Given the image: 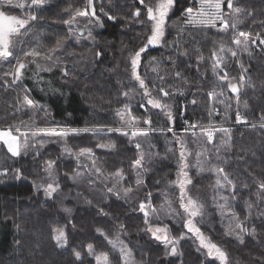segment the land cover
<instances>
[{
    "label": "trees",
    "instance_id": "16d2710c",
    "mask_svg": "<svg viewBox=\"0 0 264 264\" xmlns=\"http://www.w3.org/2000/svg\"><path fill=\"white\" fill-rule=\"evenodd\" d=\"M238 6L252 12V17L244 19L239 28L244 31L264 33V26L259 21L264 20V0H236ZM104 6L111 8L118 14V19L108 21L104 18V28L94 29L96 41L99 49L103 52L100 59L94 60V51L96 50L88 39H82L79 44L72 38L63 39L68 34V26L63 23L64 19L74 14L77 8L84 7V0H52L47 3L44 11L39 10L43 19L33 25V31L37 34L32 38L31 46L35 47L36 42L52 46L57 39H61L65 45L63 51L58 52L62 63H66L69 75L63 76L59 69L51 73H40L39 76L45 79H51L59 84V89L63 90V95L70 98L72 108L66 106L65 101L38 97V91L31 87L30 82H19V86L4 88L0 81V127H7L9 124L19 120L27 121L31 111L27 106H20L17 100H22L24 89L29 90L31 98L45 105L48 109L45 113L42 109L38 110V116L35 125L38 127H48L55 124L66 125L72 128H83L95 124H113L117 121L115 110L124 102L123 97L118 96L119 91L127 90L129 84L128 72L130 68L127 62V53L138 49L141 46V39L144 35V27L133 22L131 15L135 7H139L138 0H103ZM190 0H176L168 21L169 27L166 32L165 41L173 42L177 40L180 24L179 18L184 8L189 6ZM97 0L96 7L99 9ZM126 17L120 18V17ZM78 36L87 37V30L77 33ZM215 30H209V34L197 32L189 35L183 33V38L179 41V49L161 46L150 48L144 54L143 64L139 69L140 73L147 78L146 82L151 85L156 79V73H153L147 67L148 58L156 56L162 61L160 74L171 72L172 64L168 56L178 57L176 67L187 78V83L181 87L180 81H174V78L167 77L165 85L170 90L179 88L185 92L184 96L177 98V104L174 106L173 127L177 135L182 130L180 125L183 121L199 122L207 125L211 119L215 124H220L225 120L223 108L220 105L221 112L218 117L209 116L207 111V91L211 90L214 77L209 63L200 65L197 71V49H200L207 60L210 57V51L215 45L220 43L219 36ZM228 43H231L229 34ZM28 44L17 45V50H27ZM234 47V46H233ZM264 46L250 48L251 55L245 53L239 57L240 63L248 70L247 75L256 84L257 90L251 89L242 91L240 94L241 103L247 101L249 108L241 107L240 111L247 117L248 124L235 125V104L230 113L225 127L231 129L232 150L224 153L226 161H215L221 164L230 178L237 185L235 210L240 213L241 218L246 214V201L255 202V187L259 180L264 179V129L259 127V117L261 111H264ZM123 50V52H122ZM186 51V55H185ZM22 55V52L20 53ZM11 59V58H10ZM43 62V61H41ZM229 74L232 77H238L241 73V67L230 59ZM15 63V59H11ZM35 68V65H31ZM128 69V72L125 69ZM9 64L0 61V72L7 71ZM67 81V83L65 82ZM159 83V81H156ZM30 84V85H29ZM123 86V87H122ZM136 99L131 103L135 108L137 116L148 115L142 109L136 106L140 99L136 93H131ZM231 96V93H228ZM196 104H192V100ZM13 106V107H10ZM19 108V111L16 109ZM157 113L158 110H152ZM152 118L156 121V126H167V119L162 114H153ZM252 123H257L253 129ZM199 134V132H198ZM221 133H216L214 144L220 143ZM47 139V137H44ZM60 139V138H55ZM100 139L112 142L116 148L112 152H106L96 148L97 138L88 134L80 136H69L67 145L73 153H79L81 149H91L97 157L98 164L107 172H114L123 168L128 179L126 186L133 188L132 196H139L140 199H146V194L151 193L155 206L159 210L161 217H165L168 205L165 204L164 192H169V197L173 199L172 208L180 214L176 216L175 222L164 219L171 228V233L177 239L181 234H185V239L180 241L179 253L175 257H165L162 245L155 242L149 233L144 231L145 224L143 214L139 211H133L138 208V202L130 204L125 200H117L115 196H110L108 204L101 203V196L105 194L103 185L99 182L89 186L87 183H81L79 186L73 184L72 177L75 175L74 169L77 168L76 161L68 154L62 151L63 142L48 144L40 150V156L36 159L30 154L27 157L18 159L10 158L6 149L0 147V171L5 167L20 168L24 174L23 179L16 180L14 175L0 177V229L3 232V240L0 244V264H80L75 260L74 250L81 251L84 256V264H95L94 258L87 256V246L92 244L97 254L108 253L111 264H118L119 254L113 252L111 246L103 237L97 234V228H103L110 237L119 231V224L125 226V233L121 235L127 248L135 258L136 264H213L206 257L203 250L197 251L198 242L191 233L183 229V212L179 209V202L176 199L178 190L169 187V181L176 179V162L169 149H176V144L172 138V133H154L151 136L154 147L153 153H158L159 158L149 167L145 176L146 187L139 193L136 192L135 176L131 173L130 162L135 158V149L128 145L125 137L118 136L115 133L111 136H103ZM189 142V148L193 152L197 151V145L191 143L190 134L186 136ZM212 146H209L211 148ZM167 157V158H165ZM56 162L55 171L61 184V191L56 194L54 200H45L44 194L33 195V182L39 184L44 173L41 167L46 161ZM194 163V156L190 157ZM80 171H85L80 167ZM190 176L193 184L189 186L191 195L199 197L205 204L204 215L201 219L197 218L198 226L210 237L211 240L219 244L228 254L229 264H264V223L256 207L252 210V219L247 222L248 228H255L254 235H245L243 244L236 239L224 235V223L218 214L213 200V185L215 178L208 174L198 175L195 167L190 168ZM245 185L248 187L246 188ZM77 192L81 195L77 196ZM228 194V193H226ZM91 200L93 203H87ZM222 203V202H221ZM97 204H100L109 214L107 216L98 215ZM163 205V208L161 207ZM63 207L71 208V217L63 211ZM9 217H15V222ZM71 218L75 224H68ZM20 224L17 230L15 224ZM152 223H159L155 216L152 217ZM67 225L68 246L65 249H58L51 240V231L54 227H63ZM19 239L21 243L16 245L15 240ZM218 264V262H215Z\"/></svg>",
    "mask_w": 264,
    "mask_h": 264
},
{
    "label": "snow or ice",
    "instance_id": "6c2138e0",
    "mask_svg": "<svg viewBox=\"0 0 264 264\" xmlns=\"http://www.w3.org/2000/svg\"><path fill=\"white\" fill-rule=\"evenodd\" d=\"M97 0H84V7L77 8L74 14H70L69 18L64 19L63 23L68 26V34L63 39L75 38V42L79 44L82 39H88L93 47L94 60L102 57L103 52L99 49L98 42L93 34L94 29H103L104 18L108 21L115 22L118 19V14L114 13L111 8L104 6L103 0H98L99 9L96 7ZM139 7L132 10L131 15L133 22L144 27V35L140 37L141 46L138 49L127 53V62L130 68L128 72L129 84L127 90L119 91L118 96L123 97L124 102L115 110V116L118 118L113 124H95L85 126L83 128H72L66 125L55 124L48 127H38L35 125V120L38 116V110H43L47 113L48 109L45 105L31 98L28 94L29 90L24 89L22 100L18 99L17 104L27 106L31 111V115L27 121L19 120L9 124L7 127H0V145L6 149L10 158L18 159L22 156L27 157L30 154L33 159L40 156V150L48 144H56L63 142L62 151L68 154L76 161L77 168L74 169L75 175L72 177L73 184L79 186L81 183H87L89 186L97 182L103 185L104 195L101 196V203L108 204L110 196H115L117 200L123 199L125 202L134 204L138 202V208L134 207L133 211H139L143 214L145 229L151 235V238L162 245L164 248L165 257H175L182 255L178 249L180 241L185 239V234H181L179 239L171 233V228L164 219L175 222V218L180 213L172 208L173 199L169 197V192L165 190V204L168 205V210L165 217H161L159 210L154 204L152 194H146V199H140L139 196H132L133 188L126 181L128 176L123 168L117 169L114 172H107L97 162L96 154L91 150L81 149L79 153H73L67 145L69 136H80L88 134L97 138L96 148L106 152H112L116 145L110 141L106 142L100 139L103 136H111L115 133L118 136L125 137L128 145L135 149V158L130 162L132 175L135 176L136 192L139 193L147 185L145 184V176L151 171L149 167L158 160L159 154L153 153L151 149L154 147L151 136L154 133H172V138L175 141L176 149H169L172 152V157L176 162V179L169 181V187H174L178 190L176 199L179 202V209L183 212V229L187 233H191L198 242L197 251L203 250L206 257L213 264H229L227 252L217 243L213 242L210 237L198 226L197 218H203L205 204L199 199L191 195L190 185L193 184V179L190 176V168L195 167L198 175L208 174L215 178L213 185V200L215 207L218 209V214L221 217V222L224 224V235L236 239L240 244L245 242V235H254L255 228L249 229L247 222L252 219V210L255 206L259 216L264 217V179L257 182L255 191V202L246 201V214L241 218L240 213L235 210L234 202L236 201L237 185L230 178L226 169L215 161H226L227 157L224 153L232 150L231 129L225 127L228 122L230 113L233 111V103L235 104V123L248 124L247 117L240 111L243 106L248 109L247 101L241 103L240 94L242 91L251 89L253 92L257 90L256 84L247 75L248 70L240 63L239 57L242 54L251 55L250 48L264 46V33L252 31H244L239 28L244 22V19L252 17V12L238 6L236 0H190L189 6L185 7L179 18L180 24L179 34L176 41H165L166 32L168 30L170 14L175 7L176 0H138ZM45 7V0H0V61L9 64L7 71L0 72V81L3 82L4 88L19 86V82L25 77L26 69L29 65H35L34 77L37 82H42L40 73H51L55 69H59L63 76H68L69 72L66 63H62L61 56L58 52L63 51L65 45L61 39H57L52 46L36 42V46H31L32 38L36 37L33 31V22L43 19L39 14V10ZM125 18L126 17H120ZM264 26V20L259 21ZM87 30V37L78 36L77 33H82ZM209 30H215L219 36L220 43L215 45L210 51V57L206 60L202 51L197 49V71L200 70V65L209 63L211 72L214 77V83L211 90L207 91V111L209 116L213 113L219 115L222 106L225 120L219 125L215 124L211 119L207 125L199 122L185 121V127L180 135L172 126L174 123V106L177 104V98L184 96L185 92L179 88L170 90L165 85L167 77L171 76L174 81H180L181 87L187 83V78L176 67L178 57L174 58L169 55L167 58L172 64L171 72L160 74L159 69L162 67V61L156 56L148 58L147 67L153 73H156V79L151 85L143 76L139 69L143 64L144 54L150 48L168 46L179 49V41L183 38V33L189 35L197 32L209 34ZM231 35V43H228V36ZM28 44L27 50H17V45ZM234 46V47H233ZM264 51V48H261ZM22 52V55L20 54ZM123 52V50H122ZM185 51V55H186ZM15 59V63H11V59ZM230 59L235 61L242 69L238 77H232L230 71ZM43 61V62H41ZM159 81L157 83L156 81ZM67 83V81H65ZM123 87V86H122ZM264 89V84L261 85ZM42 91L44 89H41ZM50 91L53 94L63 92L62 89H56L50 86ZM136 93L140 99L136 106L143 110L148 115L137 116L135 108L131 103L136 97L131 95ZM231 93V96L228 95ZM192 104H196L193 99ZM13 107V106H10ZM19 111V108L16 109ZM152 110H158L153 113ZM153 114H162L167 119V126H156V121L153 120ZM259 127L264 129V111H261L259 117ZM251 127L255 129L257 123H252ZM199 130V134L197 132ZM216 133H221L219 138L220 143L217 146L214 140L217 138ZM190 134L193 138L191 143L197 145L198 150L193 152L189 148V142L186 136ZM44 137H47L45 139ZM55 138H60L55 139ZM209 146H212L209 148ZM194 156V163L190 157ZM167 158V157H165ZM56 162L48 160L41 167L44 176L41 177V182L36 184L33 182V195L40 193L44 194L45 200H54L56 194L61 191V184L58 179V174L55 171ZM83 167L85 171H80ZM14 175L16 180H21L24 174L20 168L9 169L5 167L0 171V177H8ZM247 188L248 186L245 185ZM228 193V194H226ZM81 195L77 192V196ZM222 202V203H221ZM87 203L92 204L91 200ZM98 215H109L100 205H96ZM163 208V205L161 206ZM63 211L71 217L72 209L63 207ZM155 216L159 223H152V217ZM15 222V217H9ZM68 224H75L71 218L68 219ZM264 223V219H261ZM17 230L20 229V224L16 223ZM67 225L63 227H54L51 231V240L58 249H65L68 246ZM97 234L107 241L113 252H118V264H136L135 258L131 251L127 248L121 235L125 233V226L119 224V231L114 236L110 237L107 231L103 228H97ZM14 243L19 245L21 241L15 240ZM87 256L95 259V264H111L110 255L108 253L97 254L96 249L92 244H89L86 249ZM73 255L76 261L84 264V256L81 251L74 250ZM91 264V260L89 261Z\"/></svg>",
    "mask_w": 264,
    "mask_h": 264
},
{
    "label": "rangeland",
    "instance_id": "374dc122",
    "mask_svg": "<svg viewBox=\"0 0 264 264\" xmlns=\"http://www.w3.org/2000/svg\"><path fill=\"white\" fill-rule=\"evenodd\" d=\"M52 0H45V7L43 9H41L42 11H44L46 8H48L46 5L47 3H50ZM30 2V0H29ZM36 22H33V25ZM72 40L75 42V38L73 37ZM34 72H35V68L32 67L31 65H29V68L26 69V75L25 77L20 81V82H26L28 81V83L30 82L31 87H35V90L38 91V97H43L46 96L47 98L50 97V99L53 100H57L55 103L57 104V102L59 103L60 101H65L66 102V106L69 108H72V104L69 103L70 102V98H68V96L63 95V93H59L57 92L56 94H53L50 91V86L54 87L56 89H59V84L56 83L55 81H50L51 79H45L42 78V82H37V79L34 77ZM29 84V85H30ZM41 89H44L43 91ZM0 147H3L2 145H0ZM3 240V232L0 229V244L2 243Z\"/></svg>",
    "mask_w": 264,
    "mask_h": 264
},
{
    "label": "built area",
    "instance_id": "2783aa9c",
    "mask_svg": "<svg viewBox=\"0 0 264 264\" xmlns=\"http://www.w3.org/2000/svg\"><path fill=\"white\" fill-rule=\"evenodd\" d=\"M212 116H213V117H218L219 115L213 113ZM234 124H235V125H238V124L235 123V121H234ZM217 125H218V124H217ZM180 127H181V130L185 127V121L182 122V124L180 125ZM197 132H199L198 129H197Z\"/></svg>",
    "mask_w": 264,
    "mask_h": 264
}]
</instances>
